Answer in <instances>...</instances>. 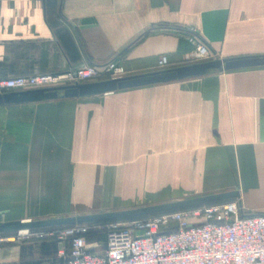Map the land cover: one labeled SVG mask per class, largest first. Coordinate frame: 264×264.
<instances>
[{"label":"crops","instance_id":"obj_1","mask_svg":"<svg viewBox=\"0 0 264 264\" xmlns=\"http://www.w3.org/2000/svg\"><path fill=\"white\" fill-rule=\"evenodd\" d=\"M187 30L221 60L264 56V0H0V78L111 61L127 76L189 65ZM126 182H152V199L237 191L243 213L264 214V67L0 106V224L113 206ZM97 233L86 241L100 255ZM26 257L0 246V264Z\"/></svg>","mask_w":264,"mask_h":264},{"label":"built area","instance_id":"obj_2","mask_svg":"<svg viewBox=\"0 0 264 264\" xmlns=\"http://www.w3.org/2000/svg\"><path fill=\"white\" fill-rule=\"evenodd\" d=\"M193 47L192 63L217 59L196 31H186ZM161 67L167 57L159 59ZM126 76L117 61L82 65L58 74L0 78V96L13 92L94 83ZM92 229V230H91ZM104 231L106 250L89 252L86 236ZM69 239L64 264H264V214L242 212L237 200L173 211L161 215L106 225L65 227ZM0 235V244L8 243Z\"/></svg>","mask_w":264,"mask_h":264},{"label":"water","instance_id":"obj_3","mask_svg":"<svg viewBox=\"0 0 264 264\" xmlns=\"http://www.w3.org/2000/svg\"><path fill=\"white\" fill-rule=\"evenodd\" d=\"M258 67H264V56L242 57L224 60L217 58L214 60L192 63L177 68L163 69L146 74L125 76L122 78L103 80L94 83L36 89L24 92H13L0 96V106L19 105L26 103L34 104L58 99L91 98L113 94L116 92L204 77L214 73H224ZM239 199V192L233 191L103 214L55 218L40 221L8 222L0 224V235L45 228L69 227L90 223L134 219Z\"/></svg>","mask_w":264,"mask_h":264},{"label":"rangeland","instance_id":"obj_4","mask_svg":"<svg viewBox=\"0 0 264 264\" xmlns=\"http://www.w3.org/2000/svg\"><path fill=\"white\" fill-rule=\"evenodd\" d=\"M204 41V40H203ZM189 42V41H188ZM205 42V41H204ZM206 43V42H205ZM190 44V43H189ZM209 46V45H208ZM211 49V47L209 46ZM193 49V47H192ZM192 51V50H191ZM212 51V49H211ZM213 52V51H212ZM213 54L218 58V55H216L214 52ZM192 63V61H189ZM194 63V62H193ZM127 76V73H126ZM155 92V91H152ZM158 92V91H157ZM131 94V93H130ZM129 104L125 103V107L128 108ZM157 153V152H156ZM171 155L177 154V152L171 151ZM155 160V159H154ZM130 160H128L129 162ZM155 162V161H154ZM123 164V163H122ZM156 167V163H155ZM74 169H77L75 167ZM152 182H144V183H137L136 188L134 190L133 184L126 182L123 183V185L118 186L117 184L113 187V194L115 200L113 201V204L115 205H107V206H97V207H68L67 210H64V212H58V213H49L44 214L43 216L35 217L34 219L38 220H46V219H54V218H61V217H68V216H74V215H82V214H88V213H103V212H110V211H120L123 209H135L140 206H149V205H157L162 204L166 202H171L175 200L172 197L167 198H153L150 197L151 190L152 189ZM187 186H189L187 184ZM112 189V186H110ZM136 191V192H135ZM115 192V193H114ZM135 196H134V194ZM149 194V198L147 195ZM187 194V193H186ZM167 195L174 196L177 194H171V192H167ZM120 196H123L125 200H120ZM133 196V197H131ZM199 196V195H198ZM198 196H188V198L184 199H191ZM151 198V199H150ZM118 199V201H117ZM113 200V199H112ZM182 200V199H181ZM117 204H116V203ZM67 215V216H66ZM4 217V216H3ZM46 217V218H45ZM48 217V218H47ZM125 221H119L116 223H124ZM92 226V225H90ZM65 230V227H56V228H45V229H39V230H32V231H21V232H14V233H6L2 234L1 236L7 237L9 239L8 243L0 244L1 247L4 246H14L19 248H24L26 252V260L23 262V264H61L63 263V259H65V256L59 257V252L61 250H66L69 246L70 240L65 238L61 239L60 233ZM92 230V229H91ZM94 231H92L93 233ZM100 233H97L98 236L93 237V240L98 242V248L96 249V252L100 255L104 254L103 251L105 247L106 238L104 235V231H99ZM100 249V250H99ZM99 250V251H97ZM102 250V251H101Z\"/></svg>","mask_w":264,"mask_h":264},{"label":"trees","instance_id":"obj_5","mask_svg":"<svg viewBox=\"0 0 264 264\" xmlns=\"http://www.w3.org/2000/svg\"><path fill=\"white\" fill-rule=\"evenodd\" d=\"M97 224H99V223H97ZM103 224V223H102Z\"/></svg>","mask_w":264,"mask_h":264}]
</instances>
